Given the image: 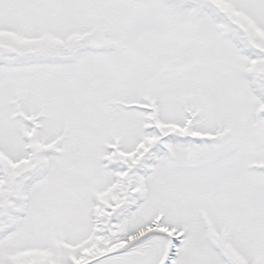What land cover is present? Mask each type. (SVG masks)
<instances>
[{"label":"snow or ice","instance_id":"1","mask_svg":"<svg viewBox=\"0 0 264 264\" xmlns=\"http://www.w3.org/2000/svg\"><path fill=\"white\" fill-rule=\"evenodd\" d=\"M0 264H264V0H0Z\"/></svg>","mask_w":264,"mask_h":264}]
</instances>
